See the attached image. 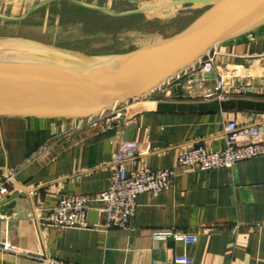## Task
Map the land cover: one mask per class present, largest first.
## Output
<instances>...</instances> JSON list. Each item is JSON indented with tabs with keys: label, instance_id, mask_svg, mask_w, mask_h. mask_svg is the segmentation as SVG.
I'll use <instances>...</instances> for the list:
<instances>
[{
	"label": "crops",
	"instance_id": "obj_1",
	"mask_svg": "<svg viewBox=\"0 0 264 264\" xmlns=\"http://www.w3.org/2000/svg\"><path fill=\"white\" fill-rule=\"evenodd\" d=\"M154 1L188 0H0V39L19 36L18 26L28 27L41 12L46 20L52 10L70 7L125 19L142 15L126 16ZM206 10L164 7L161 14H182V20L175 33L155 43L175 38ZM64 18L58 29L65 26ZM201 68L207 79L203 91L214 93L222 79L221 93L189 96L185 77L174 81L169 92L162 87L106 113L111 127L102 123L77 129L72 118H1L0 171L12 173L14 180L7 195L0 189V264H174L184 254L195 264H264V156L228 170L197 172L178 166L179 154L190 147L222 149L230 122L264 125V22L219 44L196 65ZM127 137L142 147L141 157L128 169L173 168L179 175L174 186L142 195L128 230L97 227L105 220L99 203L89 215L95 225L90 229L47 227L43 219L61 199H94L109 188L110 162ZM156 231L197 235L198 244L159 240Z\"/></svg>",
	"mask_w": 264,
	"mask_h": 264
},
{
	"label": "water",
	"instance_id": "obj_2",
	"mask_svg": "<svg viewBox=\"0 0 264 264\" xmlns=\"http://www.w3.org/2000/svg\"><path fill=\"white\" fill-rule=\"evenodd\" d=\"M168 5L207 10L175 38L129 53L109 68L0 66V119L99 117L118 105L149 97L199 64L219 44L264 22V0L154 1L126 16L157 18ZM50 48L64 57L94 61L78 52Z\"/></svg>",
	"mask_w": 264,
	"mask_h": 264
},
{
	"label": "built area",
	"instance_id": "obj_3",
	"mask_svg": "<svg viewBox=\"0 0 264 264\" xmlns=\"http://www.w3.org/2000/svg\"><path fill=\"white\" fill-rule=\"evenodd\" d=\"M187 78L188 95L203 94L212 97L224 90V81H217L216 89L211 93L203 91L207 83L204 69H192L180 74L163 86L168 90L174 81ZM170 89L168 90V92ZM106 113L99 117L76 120L77 129L86 127L98 128L105 123L112 126V121L105 120ZM119 118V117H117ZM105 120V121H104ZM142 155L139 143L124 141L110 162L111 178L109 188L92 199L87 196L73 195L60 200L57 207L52 209L43 219L47 227L62 229H90L95 225L89 220L94 204H101L100 210L105 216L103 224L96 225L104 231L128 230L135 219L138 199L145 194L158 195L163 190L172 188L179 175L173 168L151 169L143 167L130 171L129 163ZM264 156V125L253 124L240 126L237 122H230L225 127V144L218 151H210L204 145L190 147L178 156V166L190 171L210 172L216 170L232 169L239 163ZM14 180L12 173L4 174L0 171L1 193H9L8 184ZM155 237L159 240L175 238L185 246L198 244L197 235H183L177 231H156ZM9 250L8 245H4ZM49 264H74L63 261H49ZM174 264H195L193 257L181 255L175 258Z\"/></svg>",
	"mask_w": 264,
	"mask_h": 264
},
{
	"label": "rangeland",
	"instance_id": "obj_4",
	"mask_svg": "<svg viewBox=\"0 0 264 264\" xmlns=\"http://www.w3.org/2000/svg\"><path fill=\"white\" fill-rule=\"evenodd\" d=\"M133 9L130 7L128 11ZM65 10H52L49 20L41 15L42 12L38 13L25 24L28 27L18 26L21 29L18 30L19 36L0 39V66L78 68L84 71L109 68L120 60L121 55L172 35L182 20V14L170 18V14L162 12L157 18L138 15L116 19L79 9L72 11L71 7ZM60 15L66 23L58 29L56 24L62 21ZM64 36H68L70 42ZM57 45L63 47L61 49L72 48L94 61L64 57L51 50L50 47Z\"/></svg>",
	"mask_w": 264,
	"mask_h": 264
}]
</instances>
